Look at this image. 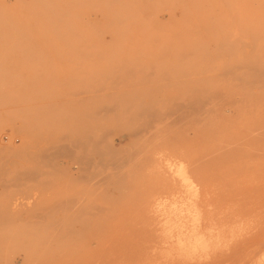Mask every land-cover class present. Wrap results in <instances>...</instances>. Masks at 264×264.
Returning <instances> with one entry per match:
<instances>
[{
	"label": "rangeland",
	"instance_id": "1",
	"mask_svg": "<svg viewBox=\"0 0 264 264\" xmlns=\"http://www.w3.org/2000/svg\"><path fill=\"white\" fill-rule=\"evenodd\" d=\"M262 142L264 0H0V264H264Z\"/></svg>",
	"mask_w": 264,
	"mask_h": 264
},
{
	"label": "bare ground",
	"instance_id": "2",
	"mask_svg": "<svg viewBox=\"0 0 264 264\" xmlns=\"http://www.w3.org/2000/svg\"><path fill=\"white\" fill-rule=\"evenodd\" d=\"M226 4V3H225ZM144 11V10H143ZM145 12V11H144ZM149 13V12H148ZM147 14V13H146ZM79 17V16H77ZM76 34V33H74ZM77 36V35H76ZM221 43V42H220ZM166 55V53H165ZM162 57V55H161ZM160 58V57H159ZM121 67V66H119ZM118 67V69H119ZM151 67V66H150ZM76 69V68H75ZM127 69V68H126ZM141 67L139 68V71H140ZM129 70V69H128ZM151 70V68H150ZM126 71V70H125ZM131 72V71H130ZM152 72V71H151ZM127 73V72H126ZM131 74V73H130ZM225 76V75H224ZM259 81V80H258ZM257 81V82H258ZM253 83V82H252ZM82 87V86H81ZM102 88V87H100ZM81 89V88H80ZM84 91V90H83ZM82 91V92H83ZM87 91V90H85ZM198 100V99H197ZM220 100V99H219ZM199 101V100H198ZM78 102V101H77ZM190 105V103H189ZM192 105V104H191ZM105 106V105H104ZM104 108V107H103ZM185 108V107H184ZM100 109V108H99ZM102 109V108H101ZM108 109V107H107ZM191 109V108H190ZM193 109V108H192ZM19 110V109H18ZM106 109H103V112H105ZM109 110L111 111V109L109 108ZM144 111V110H143ZM146 112V111H145ZM103 113V114H104ZM138 113V112H137ZM141 113V112H140ZM166 113V112H165ZM176 113V112H175ZM197 113V112H196ZM94 114V113H93ZM148 116V115H147ZM146 116V117H147ZM175 116V115H174ZM177 116V115H176ZM9 118V116H8ZM10 119V118H9ZM175 119V118H174ZM12 119H10L11 121ZM185 120V119H184ZM176 121V119H175ZM12 122V121H11ZM174 122V121H173ZM151 123V122H150ZM143 124V123H142ZM181 125V124H180ZM140 129V128H139ZM141 130V129H140ZM257 131V130H256ZM109 132V131H108ZM104 133V131H103ZM102 133V134H103ZM111 133V132H109ZM262 133V132H261ZM105 134V133H104ZM62 136V135H61ZM60 136V137H61ZM65 137V136H64ZM89 137V136H88ZM102 138V137H101ZM103 140V139H102ZM94 142V141H93ZM98 142V141H96ZM264 143V142H262ZM222 144V143H221ZM64 145V144H63ZM106 145V144H105ZM65 146V145H64ZM226 146V145H225ZM60 147V146H59ZM83 147V146H82ZM95 148V147H94ZM97 149V148H96ZM116 149V148H115ZM124 149V148H123ZM255 149V148H254ZM253 149V150H254ZM68 149H66L67 151ZM231 150V149H230ZM40 151V150H39ZM57 151V150H56ZM94 151V150H93ZM96 151V150H95ZM65 152V151H64ZM101 152V151H100ZM110 152H113L114 151H110ZM53 153V152H52ZM58 153V152H57ZM63 153V152H62ZM256 153V152H255ZM51 154V153H50ZM60 154V153H59ZM65 154V153H64ZM68 154V153H67ZM97 154V153H96ZM100 154V153H99ZM98 154V156H99ZM42 155V154H41ZM70 155V154H69ZM101 155V154H100ZM114 155V154H113ZM132 155V153H131ZM27 156V155H26ZM71 156V155H70ZM102 156V155H101ZM11 157V156H10ZM40 157V156H39ZM43 157V155H42ZM110 157V156H109ZM200 157V156H199ZM210 157V156H209ZM47 158V157H46ZM53 158V157H51ZM111 158V157H110ZM123 158V156L121 157V159ZM202 158V157H201ZM82 159V158H81ZM90 159V158H88ZM109 159V158H108ZM120 159V158H119ZM196 159V158H195ZM203 159V158H202ZM6 160V159H5ZM11 160V159H10ZM91 160V159H90ZM110 160V159H109ZM118 160V159H117ZM194 160V159H193ZM201 160V159H200ZM47 161V159H46ZM124 162V160H122ZM145 161V160H144ZM203 161V160H202ZM201 161V162H202ZM119 162V161H118ZM112 163H115V162H112ZM149 163V162H147ZM121 164V163H120ZM199 164V163H198ZM113 166V165H112ZM117 166V165H116ZM198 166V165H197ZM118 167V166H117ZM113 168V167H112ZM111 168V169H112ZM176 169H174V175L176 174V176L178 177V179L180 180V182L182 183L183 186H185V191L186 193H188L189 197L186 195L187 198V201L188 203L187 204H184V205H180V206H170V207H167V209H170V214L168 219L170 220H166V224H168L171 228L169 229V233L171 236L167 235L168 237H174L176 238L177 242L179 243L180 245V248L182 250V253L184 252L185 254L187 253L190 257L191 255H195V254H199V253H205L207 250H209V248H212V246L214 245H217L218 243L222 242L223 238L221 236L220 233H217V230L215 231V227L214 224H212V220L209 221L212 225L211 226H207V222L205 225V220H204V223L202 224L203 222V219H202V214L199 210V207L197 206V204L195 203L196 202V197H194L196 195V188L197 186H195L194 184L192 185V181H190V178L189 175H188V172L186 171L187 167H185L184 165H178L175 167ZM115 169V168H114ZM191 169V168H190ZM161 170V169H160ZM121 171V170H120ZM172 171V170H171ZM154 172V171H153ZM117 173V172H116ZM119 173V171H118ZM157 173L159 174V172L157 171ZM24 175V174H23ZM120 175V174H119ZM20 178V177H19ZM18 179V178H17ZM174 179V178H173ZM194 186L196 188H194ZM180 187V186H179ZM184 191V192H185ZM182 192V191H181ZM182 198V197H181ZM185 200V199H184ZM186 201V200H185ZM186 201V202H187ZM173 202V201H172ZM169 204V203H168ZM159 205V204H158ZM160 207V206H159ZM208 207V206H206ZM217 206H215L216 208ZM157 208V207H156ZM173 210H175V212H173ZM169 211V210H168ZM177 211V212H176ZM212 211V210H211ZM165 213V212H164ZM218 213V212H217ZM216 213V214H217ZM167 214V212H166ZM167 214V216H168ZM212 214H213V211H212ZM162 215V214H161ZM165 215V214H164ZM209 215V214H208ZM215 215V214H214ZM213 215V216H214ZM216 216V215H215ZM218 216V215H217ZM166 217V216H165ZM206 217V216H205ZM164 218V217H163ZM162 218V219H163ZM167 218V217H166ZM217 218V217H216ZM208 222V223H209ZM215 222V220H214ZM213 222V223H214ZM165 223V222H163ZM162 223V224H163ZM209 223V225H210ZM216 223V222H215ZM161 224V225H162ZM206 226L204 229H203V226ZM217 227V224L215 225ZM231 229V228H230ZM163 230V229H162ZM165 231V229H164ZM168 230H166L167 232ZM229 231V230H228ZM231 231V230H230ZM222 232V231H221ZM224 232V231H223ZM164 233V232H163ZM217 233V234H216ZM226 233V232H225ZM231 233V232H230ZM230 233H228L229 235H231ZM166 235V234H165ZM220 235V236H219ZM164 237V236H163ZM142 238V237H141ZM147 238V237H146ZM166 238V237H165ZM171 238V239H172ZM231 238V237H229ZM148 239V238H147ZM175 240V241H176ZM226 240V239H225ZM160 241V240H159ZM149 247V246H148ZM152 247V246H150ZM179 248V247H178ZM141 249V248H140ZM149 251V249H148ZM208 252V251H207ZM181 253V252H180ZM167 256V255H166ZM185 257V256H184ZM139 259V258H138Z\"/></svg>",
	"mask_w": 264,
	"mask_h": 264
}]
</instances>
